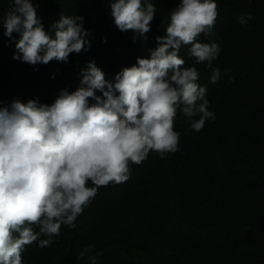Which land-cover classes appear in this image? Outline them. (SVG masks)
I'll return each mask as SVG.
<instances>
[{
    "label": "trees",
    "instance_id": "trees-1",
    "mask_svg": "<svg viewBox=\"0 0 264 264\" xmlns=\"http://www.w3.org/2000/svg\"><path fill=\"white\" fill-rule=\"evenodd\" d=\"M151 2L157 13L151 30L138 41L132 30L115 26L111 0H34L46 31L61 14L82 16L90 51L100 50L101 61L111 69L148 58L180 0ZM216 4L212 35L197 39L219 44L213 62L219 80L210 82L212 70L194 62L190 45L179 52L186 58L183 67L197 68L215 119L200 132L189 131L178 109L177 152L161 158L152 151L141 164L130 163L129 179L99 187L75 228L62 225L48 247L26 245L22 264H89L93 254L98 264H264V0ZM10 5L11 0H0V21ZM249 12L253 19L242 26L238 17ZM15 51L0 26V98L11 95L0 109L10 110L13 101L28 98L16 83L22 75L10 66ZM70 55L68 62H59L61 67L75 68L83 61V55ZM43 78V72L34 73L27 84L37 91ZM51 97L47 92L40 98ZM88 186H93L90 181ZM33 229L39 231L36 225ZM88 246L93 252H84Z\"/></svg>",
    "mask_w": 264,
    "mask_h": 264
},
{
    "label": "clouds",
    "instance_id": "clouds-1",
    "mask_svg": "<svg viewBox=\"0 0 264 264\" xmlns=\"http://www.w3.org/2000/svg\"><path fill=\"white\" fill-rule=\"evenodd\" d=\"M109 7L118 30H132L138 41L157 13L151 0H111ZM217 15L216 0H180L149 57L111 69L100 50L90 51L82 16L61 14L46 31L34 0H11L0 26L15 43L9 62L22 75L16 83L28 98L0 109V264H22L26 245L48 247L62 225L75 228L99 187L129 179L130 163L141 164L152 151L161 158L177 152L178 109L189 131L200 132L215 119L197 68L183 67L179 52L190 45L194 62L211 69L216 83L220 46L197 38L212 35ZM252 19L249 12L238 22L245 26ZM69 55H83V61L61 67ZM38 72L44 78L35 91L27 83ZM47 92L52 97L41 99ZM10 96L0 98V107ZM97 256L90 255L89 264H98Z\"/></svg>",
    "mask_w": 264,
    "mask_h": 264
}]
</instances>
